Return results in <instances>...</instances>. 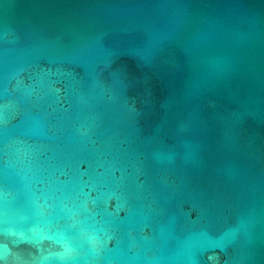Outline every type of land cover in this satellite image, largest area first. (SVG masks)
<instances>
[{"label": "water", "instance_id": "95a60500", "mask_svg": "<svg viewBox=\"0 0 264 264\" xmlns=\"http://www.w3.org/2000/svg\"><path fill=\"white\" fill-rule=\"evenodd\" d=\"M0 264H264V0H0Z\"/></svg>", "mask_w": 264, "mask_h": 264}]
</instances>
